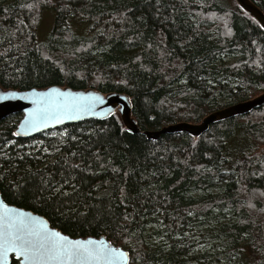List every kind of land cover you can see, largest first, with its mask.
I'll list each match as a JSON object with an SVG mask.
<instances>
[{
	"label": "trees",
	"instance_id": "trees-1",
	"mask_svg": "<svg viewBox=\"0 0 264 264\" xmlns=\"http://www.w3.org/2000/svg\"><path fill=\"white\" fill-rule=\"evenodd\" d=\"M52 86L126 94L144 132L198 124L264 92V30L234 0H0V87ZM21 119L0 122L8 204L130 264H264V106L198 139L132 135L119 114L22 139Z\"/></svg>",
	"mask_w": 264,
	"mask_h": 264
},
{
	"label": "water",
	"instance_id": "water-1",
	"mask_svg": "<svg viewBox=\"0 0 264 264\" xmlns=\"http://www.w3.org/2000/svg\"><path fill=\"white\" fill-rule=\"evenodd\" d=\"M237 6L252 18L264 30V13L251 0H234ZM56 90V91H53ZM63 94V95H61ZM264 106V92L245 102L233 104L217 110L200 123H177L150 132L142 131L133 116V103L130 96L112 92L104 94L95 89L74 90L69 87L52 86L45 89L16 90L0 87V122L11 115L21 114L16 138L29 139L58 130L59 128L88 120L107 121L119 114L126 131L132 135H144L150 140H158L163 134L186 133L198 139L212 125L246 116ZM71 109L70 113L67 112ZM0 202L6 207H0V224L12 229L25 227L36 231L58 232L69 241H94L90 247L101 255L96 259L65 260L64 264H130V253L121 246L109 241L105 236L74 238L53 227L42 215L31 210L8 204L1 192ZM40 222H43L42 224ZM115 250V251H113ZM123 253L124 255H121ZM30 264L16 252H8L6 258H0V264ZM55 264V262H49Z\"/></svg>",
	"mask_w": 264,
	"mask_h": 264
},
{
	"label": "snow or ice",
	"instance_id": "snow-or-ice-1",
	"mask_svg": "<svg viewBox=\"0 0 264 264\" xmlns=\"http://www.w3.org/2000/svg\"><path fill=\"white\" fill-rule=\"evenodd\" d=\"M0 207L6 206L0 202ZM94 243L91 240L69 241L58 232L36 231L25 227L12 229L0 224V258H6L8 252H16L30 264H64L65 260L96 259L101 254L90 247Z\"/></svg>",
	"mask_w": 264,
	"mask_h": 264
},
{
	"label": "rangeland",
	"instance_id": "rangeland-1",
	"mask_svg": "<svg viewBox=\"0 0 264 264\" xmlns=\"http://www.w3.org/2000/svg\"><path fill=\"white\" fill-rule=\"evenodd\" d=\"M54 22H55V13L51 10H45L43 13L42 23H41L40 28L37 32L38 42H48L49 37H50L49 35H51V32H52L53 27H54ZM55 132L56 131H51V134L54 136L56 134ZM35 144H37V143H34L33 146ZM222 250H225V249L222 248ZM220 252L221 251L214 252V254H216V257H214L215 260L222 259L225 262L228 261V258L226 256L229 254L230 251L226 249V254H223V255Z\"/></svg>",
	"mask_w": 264,
	"mask_h": 264
}]
</instances>
